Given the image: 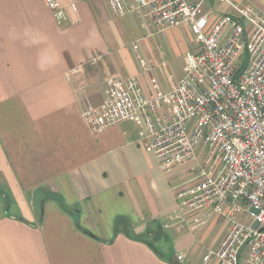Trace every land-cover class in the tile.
I'll list each match as a JSON object with an SVG mask.
<instances>
[{"label":"crops","instance_id":"obj_1","mask_svg":"<svg viewBox=\"0 0 264 264\" xmlns=\"http://www.w3.org/2000/svg\"><path fill=\"white\" fill-rule=\"evenodd\" d=\"M57 1L76 5L77 23L58 26L43 0H0V186L10 196L0 201V264H201L227 223H173L177 191L197 180L191 166L164 173L139 123L92 131L82 116L102 102L108 76L135 78L151 95L152 84L170 91L182 68L170 74L147 57L141 15L114 16L106 0ZM227 1L208 0L211 26L237 7L264 12V0ZM173 29L192 39L185 54L197 50Z\"/></svg>","mask_w":264,"mask_h":264},{"label":"built area","instance_id":"obj_2","mask_svg":"<svg viewBox=\"0 0 264 264\" xmlns=\"http://www.w3.org/2000/svg\"><path fill=\"white\" fill-rule=\"evenodd\" d=\"M43 2L58 26L77 23L74 3ZM207 2L106 0L112 15H141L146 29H186L197 50L185 54L170 91L152 84L146 95L135 78L108 76L102 102L82 116L92 131L139 123V140L164 173L191 166L197 180L177 191L173 223L191 231L212 215L227 223L201 264H264V12L237 7L211 26ZM100 60L92 54L86 63Z\"/></svg>","mask_w":264,"mask_h":264},{"label":"rangeland","instance_id":"obj_3","mask_svg":"<svg viewBox=\"0 0 264 264\" xmlns=\"http://www.w3.org/2000/svg\"><path fill=\"white\" fill-rule=\"evenodd\" d=\"M149 29L150 30L147 32L143 31L144 41L140 42L138 45L144 49V53L147 54V57L158 64L165 61L167 70L170 74L173 73L177 75L178 72H181V68H183V55L187 47L190 46L193 48L192 39L187 34H184L185 30L183 29H177L176 31L174 29H169L164 33H156L154 28ZM156 235L157 232L148 238L152 244L158 248L160 245L155 242Z\"/></svg>","mask_w":264,"mask_h":264},{"label":"trees","instance_id":"obj_4","mask_svg":"<svg viewBox=\"0 0 264 264\" xmlns=\"http://www.w3.org/2000/svg\"><path fill=\"white\" fill-rule=\"evenodd\" d=\"M10 196L7 194L6 189L3 186H0V201L5 206H9Z\"/></svg>","mask_w":264,"mask_h":264}]
</instances>
